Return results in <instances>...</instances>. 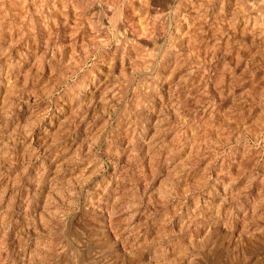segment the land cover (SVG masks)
Wrapping results in <instances>:
<instances>
[{"label": "rangeland", "instance_id": "rangeland-1", "mask_svg": "<svg viewBox=\"0 0 264 264\" xmlns=\"http://www.w3.org/2000/svg\"><path fill=\"white\" fill-rule=\"evenodd\" d=\"M0 264H264V0H0Z\"/></svg>", "mask_w": 264, "mask_h": 264}]
</instances>
